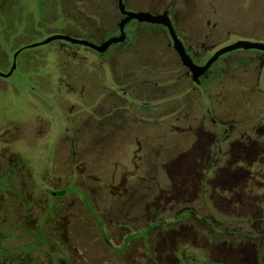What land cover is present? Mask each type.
Listing matches in <instances>:
<instances>
[{
	"label": "rangeland",
	"instance_id": "374dc122",
	"mask_svg": "<svg viewBox=\"0 0 264 264\" xmlns=\"http://www.w3.org/2000/svg\"><path fill=\"white\" fill-rule=\"evenodd\" d=\"M123 3L135 12L166 11L177 32L208 55L237 40L264 43V0ZM120 17L118 0H0V71L10 69L21 49L12 74L0 76V130L19 164L15 210L59 203L74 215L71 231L76 219L83 225L87 254L110 260L119 255L104 235L117 247L120 234L134 233L145 220L171 221L179 208L204 213L197 197L168 210L159 200V194L182 196L201 186L204 169L188 163L193 137L187 126L198 127L207 108L217 122L225 116L237 120L257 102L241 97L256 94L251 85L257 82V61L247 74L242 67L258 50L225 53L205 75L187 77L163 25L129 21L127 40L103 52L63 40L31 46L54 34L99 45L118 33ZM139 112L158 120H142ZM172 124L187 129L172 131ZM238 187L229 198L256 206L260 194ZM59 189L66 196L53 193ZM237 206L235 200L227 205ZM159 207L164 211L157 212ZM227 219L229 229L238 223L250 230L244 216ZM188 224L200 225L191 218ZM197 228L203 240L205 231Z\"/></svg>",
	"mask_w": 264,
	"mask_h": 264
},
{
	"label": "flooded vegetation",
	"instance_id": "af4514ba",
	"mask_svg": "<svg viewBox=\"0 0 264 264\" xmlns=\"http://www.w3.org/2000/svg\"><path fill=\"white\" fill-rule=\"evenodd\" d=\"M123 17L121 14L120 20ZM173 28L181 43L186 42L184 49L189 57L193 55L190 59L197 65H203L218 49L211 55L205 54L197 44L187 42L182 31L178 33ZM118 34L119 27L115 36ZM258 51L249 54V60L242 67L243 73L247 74L252 61H257V82L251 85L256 94L241 97L257 100L250 110L243 112L237 120L225 116L217 122L207 108L208 113L198 127L189 124L188 129L185 128L193 137L188 163L204 169L201 186L182 196L174 192L159 194L166 210L197 197L205 203L204 213L192 207L179 208L171 221L160 218L156 219L157 224H150L145 220L132 229L134 233L120 234L117 247L104 235L108 248L119 255L113 260L87 254L82 240L83 225L76 219V227L71 231L74 215L62 209L59 203L50 208H44L42 204L35 208L28 204L15 210V177L19 164L15 151L9 146L11 141H6L5 133L0 130V264H264V84L260 85L261 79L264 82V51ZM184 68V76L195 77L187 66ZM243 88L247 87L243 85ZM139 114L143 115L140 116L142 120H158V117H146L143 112ZM172 127V131L185 130L173 124ZM237 185H243L246 192L256 190L255 193L260 194L256 206H240V196L229 198ZM218 190L222 191L221 195ZM53 193L58 198L66 196L63 189ZM232 200L238 203L237 207H227ZM164 209L159 207L157 212ZM232 215L244 216L243 221L247 220L245 223L250 230L238 227V223L237 227L229 229L227 217ZM79 218L83 221L81 216ZM189 218L200 225L188 224ZM110 223L117 224V221L110 220ZM96 225L101 226L97 222ZM197 226L205 231L203 240L199 239ZM188 245L194 249L188 250Z\"/></svg>",
	"mask_w": 264,
	"mask_h": 264
},
{
	"label": "water",
	"instance_id": "95a60500",
	"mask_svg": "<svg viewBox=\"0 0 264 264\" xmlns=\"http://www.w3.org/2000/svg\"><path fill=\"white\" fill-rule=\"evenodd\" d=\"M118 7L120 10V13L124 16L118 27H119V34L113 38H110L106 42L96 45L91 42H88L86 40H81L77 38H72L70 36H65V35H59V34H54L46 39L42 40L39 43H35L31 46H36L38 44H46L48 42H51L53 40H63L67 41L73 44H80L83 46H87L89 48L94 49L97 52H103L107 49V47L115 42H123L125 40V32H124V25L129 22L130 20H137L140 22H145V23H150V24H160L166 27L168 34L171 38L172 45L174 49L176 50L177 54L181 58L183 64L187 66L192 74L197 77L204 73L209 66L222 54H225L227 52L236 50V49H257L264 51V43L263 42H256V41H248V40H237L233 43L224 45L220 48H218L207 60L203 65H197L195 64L190 57L187 55L183 44L177 37L173 25L169 19V16L167 15L166 12L160 13V14H149L145 12H135V11H130L125 9L123 0H118ZM21 49L17 50L13 54V62L10 67V69L7 72H2L0 71V76L7 77L12 74L13 70L16 67V57L18 53L20 52Z\"/></svg>",
	"mask_w": 264,
	"mask_h": 264
},
{
	"label": "trees",
	"instance_id": "16d2710c",
	"mask_svg": "<svg viewBox=\"0 0 264 264\" xmlns=\"http://www.w3.org/2000/svg\"><path fill=\"white\" fill-rule=\"evenodd\" d=\"M126 41V39L124 40V42Z\"/></svg>",
	"mask_w": 264,
	"mask_h": 264
},
{
	"label": "crops",
	"instance_id": "0c3cea01",
	"mask_svg": "<svg viewBox=\"0 0 264 264\" xmlns=\"http://www.w3.org/2000/svg\"><path fill=\"white\" fill-rule=\"evenodd\" d=\"M133 152H135V151H133Z\"/></svg>",
	"mask_w": 264,
	"mask_h": 264
}]
</instances>
